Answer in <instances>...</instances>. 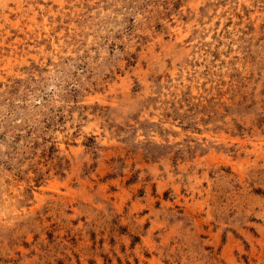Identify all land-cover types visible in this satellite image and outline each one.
I'll use <instances>...</instances> for the list:
<instances>
[{
	"label": "rangeland",
	"instance_id": "374dc122",
	"mask_svg": "<svg viewBox=\"0 0 264 264\" xmlns=\"http://www.w3.org/2000/svg\"><path fill=\"white\" fill-rule=\"evenodd\" d=\"M0 264H264V0H0Z\"/></svg>",
	"mask_w": 264,
	"mask_h": 264
}]
</instances>
